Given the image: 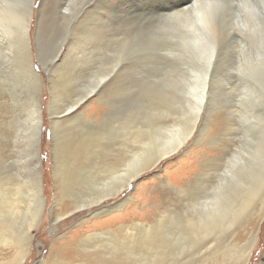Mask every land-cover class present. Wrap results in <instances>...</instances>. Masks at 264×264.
Masks as SVG:
<instances>
[{
	"label": "bare ground",
	"instance_id": "obj_1",
	"mask_svg": "<svg viewBox=\"0 0 264 264\" xmlns=\"http://www.w3.org/2000/svg\"><path fill=\"white\" fill-rule=\"evenodd\" d=\"M33 3L34 0H0V44L6 41L14 45L15 49L22 50L25 56L20 59L19 70L28 74L29 84L35 91L32 101L27 105L26 124L29 125V132L25 162L30 166L28 176L23 175L20 179L14 175L0 176V252L11 251L8 260L0 264H24L32 252L33 234L40 226L46 206L42 199L38 161L40 130L43 125L39 89H44V84L34 72L29 40ZM163 10L166 13L160 11L155 14L164 22L160 26L162 33L158 37H162L160 41L166 44V55L175 62L174 67L169 65V70L178 74L170 82V91L160 95V110L164 115H160L158 122L149 123L148 118L135 122L134 117L130 116L123 125L129 128L128 135L123 134V123L119 122L118 126L113 127L115 134H108L103 127L109 121H117L108 118V115L97 118L92 123L87 114L73 115L78 107L83 106L82 102L97 95L98 86L106 82L108 73L104 67L108 53H117L119 41L113 43V49L110 48L112 45L104 46L102 51L99 49V53L90 58V50L88 57H69L71 67L64 69L67 72L63 76L73 75L74 79L84 81V88L78 81L68 87L71 82L68 78H52V70L42 65L47 73L51 92L48 109L52 116L55 197L59 202L67 194L72 200L71 211L57 217L52 216L50 226L56 228L55 224L69 215L93 209L89 215L91 222L107 212L119 210V207L132 203L129 199L103 206L105 201L115 199L123 193L142 173L154 169L162 160L181 150L196 129L204 103L208 102L210 95L217 97L220 89L222 95L226 96V100L220 102L226 110L222 112L229 115L226 118L228 138L225 142L230 144V148L233 147L231 156L225 165L219 167L222 171L209 174L210 169L215 170L210 168L214 164L209 163L205 166V171L191 179L190 184L187 183L183 188L171 187L177 195L173 201L174 206L179 210L168 209L167 206H171L173 202L168 200L164 192L159 191L158 199L150 203L153 212L157 213L156 217H151L152 221H132L80 237L79 231H71V234L61 236L52 243L48 256H54L55 259L49 262L47 256L46 260L38 264L249 262L257 243V234H248L243 244L237 241L234 243V238L238 239L240 236L243 239L249 224L264 219V108L260 106L264 107V0H178ZM220 14L221 17L229 16H225L229 21L221 18L223 20H217L216 23L215 16ZM218 29L226 30L229 37L227 39H230L224 46L217 42L221 35ZM84 30L76 41L90 46L88 43L94 42L95 38L91 33L93 29ZM97 42L99 40L96 44ZM230 47L234 49L233 54L227 51ZM70 49L71 52H81L77 45ZM222 53L225 55L224 59L227 53L230 55L226 63L221 60ZM66 55L68 58V54ZM96 60L100 68H94L97 65ZM52 63L54 67L57 61L53 60ZM117 67L116 61L111 73ZM58 74H62L60 70ZM69 97L76 99L73 104L59 112V107H65ZM113 102L110 101L111 104ZM62 114L68 115L67 118L60 120L59 116ZM222 114L219 117L221 120L224 117ZM234 118L238 119L237 123H233ZM79 119H83L88 128L81 126L77 138H71L67 128L68 134H64L63 124L67 125L71 120L80 121ZM239 122L242 124L239 125ZM117 129L123 141H116ZM224 152L226 155L230 154L226 150ZM80 158L88 167H79ZM133 210L134 207L130 206V213L138 215Z\"/></svg>",
	"mask_w": 264,
	"mask_h": 264
},
{
	"label": "rangeland",
	"instance_id": "obj_2",
	"mask_svg": "<svg viewBox=\"0 0 264 264\" xmlns=\"http://www.w3.org/2000/svg\"><path fill=\"white\" fill-rule=\"evenodd\" d=\"M177 1L178 0H34L32 7L33 16L30 21L29 40L34 72L40 77L42 84H44V89H39V104L42 111L43 125L40 130L41 138L39 143L38 161L39 173L41 174V187L43 190L42 199L45 201L46 206L40 226L37 232L33 234L32 252L25 260L24 264H38V262H42L44 259L46 260L52 243L56 242L61 236L71 234V231H79L78 236L80 237L91 232L115 228L120 224H129L132 221H152L151 217H156L157 213L153 212L150 203L158 199L159 191L164 192L168 200L173 202L177 195L171 187L183 188L187 183L190 184L191 179L198 173L205 171V166L209 163L212 165H218L211 166L210 168H215L216 171L210 169L209 174L222 171L223 169H219V167L222 164L225 165L228 158H230L233 147L231 146V149L230 144L225 142L228 138L226 134L228 132V129H226L228 121L226 118H228L229 115L227 116L224 113L226 112L225 108H222L223 104H221L220 101H225L226 96L222 95L220 89L217 96L218 98H213L210 95L207 99L208 102L204 103L203 111L201 113L202 115L197 123L196 129L192 137L189 138L181 150L175 153V155L162 160L154 169L142 173L123 193L115 199L105 201L103 206H111L117 202L129 199L132 200V203L126 204L124 207H119V210L116 209L115 211L107 212L101 215V217H97L99 219H93L91 222L89 215L93 212V209L69 215L61 222L56 223V228L50 226L52 223V216L56 215L55 217H57L59 214L71 211L72 200L68 198L69 195L67 194V196L63 195L59 202L56 201L55 197V183L52 170V116L48 109L51 103V92L49 79L47 73L43 70L42 65H46L49 70H52L50 71L52 78L56 79L57 76L63 77L62 79L68 78L71 81L69 82L68 80V87L73 86L77 83L76 81H78L79 83L81 82L84 88V81H81L80 79L77 80L76 78L74 79L72 77L73 75L69 76L70 78L63 76L67 72L65 70H68L71 67V59L69 57L75 58L74 55L76 58L79 56L88 57L90 55V58L91 56L97 55L99 49L102 51L104 46L110 47L112 45L110 48L113 49L115 47V44L113 43L119 41L117 45V53H108V58L106 60L107 63L104 67L105 71L108 73V78L105 80L106 82L99 85L97 90L98 94L92 95L84 100L85 103L82 102L83 106L78 107L73 115L87 114L91 123L97 118L100 119L103 118V116L106 117L108 115V118L117 120L116 122L109 121L105 127H103L104 132L108 134L110 132L115 134L113 127H116V125L118 126L119 122L121 124L123 123V134L128 135L129 128H126L123 125L128 117L131 118L130 116L134 117L135 122L142 121L145 118L150 119L149 123H154L155 121L158 122L160 121V115H164L162 110H160L162 107L159 100L161 97L160 95L165 94L166 91H170V82L178 73L169 70V68H171L169 65L171 64L174 67L175 62L166 55V44L164 45V42L160 41L162 37H158V35L162 33L161 25L164 24V22L163 19L159 20L160 18L156 15L158 14L157 12L160 11V13H162V11L166 13L163 9ZM93 15L95 16L94 18L92 17ZM221 16L222 14L215 16V22L217 20L218 22H221V20H223L221 18L228 19L229 21V18H226L229 16ZM158 20L160 21V24L158 23ZM89 23H91V26ZM87 24H89V26ZM86 28L93 29L91 33L95 36L94 42L88 43L90 46L93 45L91 46L93 48L84 45L83 42L77 43L78 41H76L80 39V35L83 34L82 32L85 31L84 29ZM219 29L218 33H221L223 36L218 34L219 40L217 42L224 46L229 43L230 39H227L229 37L226 34V30L221 31ZM223 38L224 40H222ZM98 40L99 42L96 44V41ZM219 41L222 44L219 43ZM78 44H80V46ZM81 44H83V47H81ZM73 45H77L81 48V52L78 51L77 53V50L71 52L70 48ZM160 45L162 47L164 45V47L162 48ZM88 50H90V54ZM91 50L95 51L92 52ZM121 50L123 52H121ZM227 51H230L233 54L234 49L230 47ZM229 53L226 54V59H224V54L222 55L223 57L220 55L221 60H224V63H226L225 61L227 59L229 61ZM66 54H68L69 59ZM24 56L22 50L18 48L15 49L14 45H10L6 41L4 44H0L1 177L5 175L19 176L21 173L28 176V170L30 169L29 163L25 162V155L28 154L27 140L29 132V125L26 124L28 115L27 105L32 101L35 91L33 86L29 84L30 80L28 74H23V72L19 70L20 59ZM53 60L57 61L56 66L54 67L52 65ZM116 61L118 67L113 73H111V68ZM96 64L98 66L95 65L94 68H100L97 60ZM54 69H56V71H54ZM59 70L60 73H62L61 75L58 74ZM168 70L170 72H168ZM69 99L65 107H59V112L73 104L76 98L69 97ZM110 101H114L115 103L113 102V104H111ZM113 106L116 107L114 108ZM260 106L262 109L264 108L263 105ZM220 113H223V121L219 118ZM67 116L68 115L66 114H62L59 117L60 120H63L64 118H67ZM79 120L80 121L71 120L67 125L66 123L63 124L62 130L64 131V134H68L66 131L67 128L70 132V137L77 138L81 126L88 128V124L84 122L83 119ZM230 120H232L231 117ZM237 120V118H234L233 123H237ZM101 121L103 123L102 119ZM241 124L242 123L239 122V125ZM16 126L18 134L14 131ZM117 132L118 138H116V141H121L122 138L119 136L118 129ZM229 132L231 133V131ZM14 135L15 137H18L15 138L13 137ZM215 139L217 140L215 141ZM224 149L226 152H230V154L228 153L226 155ZM79 164V167L81 168L88 167L87 165H84L86 162H84L82 158H80ZM78 173H80V171H78ZM170 205L171 206H167L168 209L175 208L179 210L178 207L176 208V206H174V202ZM130 206L134 207L132 212H137L138 215L130 213ZM252 218L254 217L252 216ZM251 232L252 234H257V243L254 246L248 264H264V219L261 222L257 220V223L254 222L249 224L244 232V238L242 239L239 236L238 239H235V237L234 243L237 241V243L243 244L246 237L249 236L248 234L252 235ZM10 253V250L1 251L0 263L8 260L10 256L8 254ZM202 254L206 256L205 252H202ZM54 259V256H50L48 261L51 262Z\"/></svg>",
	"mask_w": 264,
	"mask_h": 264
},
{
	"label": "water",
	"instance_id": "obj_3",
	"mask_svg": "<svg viewBox=\"0 0 264 264\" xmlns=\"http://www.w3.org/2000/svg\"><path fill=\"white\" fill-rule=\"evenodd\" d=\"M14 131H15V133L16 134H18V131H17V126L14 128ZM17 175H14V177H16ZM17 177H19V179H20V177H23V173H21L19 176H17Z\"/></svg>",
	"mask_w": 264,
	"mask_h": 264
}]
</instances>
